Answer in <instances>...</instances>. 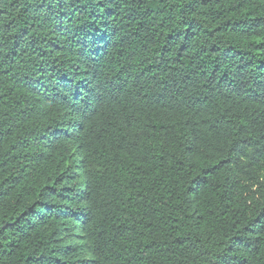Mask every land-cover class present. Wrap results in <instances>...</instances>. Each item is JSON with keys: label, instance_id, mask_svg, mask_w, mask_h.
I'll use <instances>...</instances> for the list:
<instances>
[{"label": "trees", "instance_id": "1", "mask_svg": "<svg viewBox=\"0 0 264 264\" xmlns=\"http://www.w3.org/2000/svg\"><path fill=\"white\" fill-rule=\"evenodd\" d=\"M0 264H264V0H0Z\"/></svg>", "mask_w": 264, "mask_h": 264}]
</instances>
